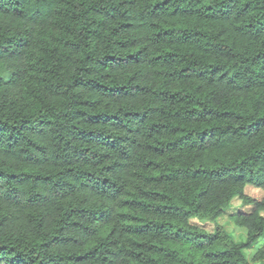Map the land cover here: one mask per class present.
I'll use <instances>...</instances> for the list:
<instances>
[{"label": "trees", "instance_id": "1", "mask_svg": "<svg viewBox=\"0 0 264 264\" xmlns=\"http://www.w3.org/2000/svg\"><path fill=\"white\" fill-rule=\"evenodd\" d=\"M248 185L264 0H0V264H251Z\"/></svg>", "mask_w": 264, "mask_h": 264}, {"label": "rangeland", "instance_id": "2", "mask_svg": "<svg viewBox=\"0 0 264 264\" xmlns=\"http://www.w3.org/2000/svg\"><path fill=\"white\" fill-rule=\"evenodd\" d=\"M246 193L250 196L257 198H264V189L256 188L253 186H247L245 189ZM251 205H245L241 198L237 197L233 200L231 206L226 210V212L220 216L217 220L218 223L222 224L228 233L233 237L236 242H244L247 237V229L236 223L234 216L240 211L250 210ZM192 222L200 227L205 228L208 231H213L215 229L216 222L214 221H202L198 218H193ZM264 243V235H261L253 246L249 248H244V253L251 264H263L261 261L257 260L255 255L258 247Z\"/></svg>", "mask_w": 264, "mask_h": 264}, {"label": "crops", "instance_id": "3", "mask_svg": "<svg viewBox=\"0 0 264 264\" xmlns=\"http://www.w3.org/2000/svg\"><path fill=\"white\" fill-rule=\"evenodd\" d=\"M264 235V234H263ZM264 245V243L262 244V245H260L259 247H258V249L261 247V246H263ZM253 246V245H252Z\"/></svg>", "mask_w": 264, "mask_h": 264}]
</instances>
